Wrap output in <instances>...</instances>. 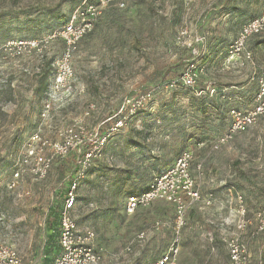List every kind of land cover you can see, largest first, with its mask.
I'll use <instances>...</instances> for the list:
<instances>
[{"label": "rangeland", "instance_id": "1", "mask_svg": "<svg viewBox=\"0 0 264 264\" xmlns=\"http://www.w3.org/2000/svg\"><path fill=\"white\" fill-rule=\"evenodd\" d=\"M121 2L124 7L100 0H0V244L14 246L23 264H54L61 252L58 220L76 156L58 159L46 180L28 174L16 179L30 135L38 131L57 140L77 122L103 131L123 104L150 93L128 131L114 136L92 162L78 192L75 215L80 228L95 232L100 264H154L175 240L173 205L155 202L133 214L125 210L130 186L117 184L115 168L125 167L138 150L119 154L132 130L143 132L161 166L194 151L191 172L200 199L186 212L173 264H231L219 240L228 234L240 235L251 263L261 264L264 234H256V215L264 211V117L219 150L212 142L228 129L231 109L253 107L257 83L251 68L227 70L226 60L242 26L264 15V0ZM91 6L100 14L72 56V84L43 118L40 78L48 74L49 92L66 49L63 39L50 37L76 10ZM29 41L41 42L42 56L19 49V42ZM249 49L264 66V35L252 38ZM191 64L197 66L196 82L187 87L183 75ZM196 96L206 98V113L193 103ZM238 195L248 208L244 234L237 229ZM208 199L211 207L205 205ZM141 232L145 240L138 243Z\"/></svg>", "mask_w": 264, "mask_h": 264}, {"label": "built area", "instance_id": "2", "mask_svg": "<svg viewBox=\"0 0 264 264\" xmlns=\"http://www.w3.org/2000/svg\"><path fill=\"white\" fill-rule=\"evenodd\" d=\"M100 1L103 4L125 6L123 2L118 0ZM193 1L186 0L187 3ZM99 14L100 11L93 6L79 8L72 14L68 23L50 37L51 39H63L66 49L57 64L53 86L46 93L41 114L43 118L50 115L53 105L64 99V93L71 86L74 76L72 56L78 49L81 40L93 29L94 18ZM260 35H264V15L244 24L229 46L226 69L231 70L235 65L241 69L250 67L252 80L257 83V91L253 97V107L250 110L246 112L236 108L230 110V125L225 132L217 136L212 142L213 150L221 149L238 135L246 133L264 117V66L257 63L253 51L249 49L250 40ZM199 41L202 42L203 40ZM9 46H11V43L5 47L8 48ZM18 46L19 49L22 47L29 48V52L34 51L42 56L43 46L41 42H19ZM196 68L195 64H191L184 72L183 81L187 87L195 86L196 81L193 72ZM151 98L150 93H145L123 104L118 112L109 118L110 124L103 131H89L87 126L77 122L61 132L60 139L53 140L36 131L27 140L24 146L25 153L15 169L14 176L16 179L28 174L37 180H46L58 159L71 154L76 156V173L69 180L59 214V246L61 252L55 259L54 264H100L101 256L96 249L95 232L89 228H80L75 215L79 200L78 192L92 162L103 156L110 140L128 128L129 123L147 107ZM202 146V144H199V147ZM193 163L194 151L191 149L185 150L172 168L155 178L146 192L129 196L126 200L125 210L128 214H133L155 202H166L175 208L174 243L154 264H173L174 256L179 251L177 244L180 241L181 231L186 225V212L193 202L200 199V192L195 187V179L191 172ZM201 167L202 164H198V168L201 169ZM12 186H16V183L12 182ZM205 205L211 207L213 205L212 200H206ZM237 210L239 213L237 229L239 233L244 234L250 221L247 217V205L241 195L237 196ZM256 221V234H264V211L257 213ZM145 236L146 232H141L137 236V242H143ZM221 241L228 251L231 264H251L249 248L240 235H223ZM0 264H23V260L14 246L0 244Z\"/></svg>", "mask_w": 264, "mask_h": 264}, {"label": "trees", "instance_id": "3", "mask_svg": "<svg viewBox=\"0 0 264 264\" xmlns=\"http://www.w3.org/2000/svg\"><path fill=\"white\" fill-rule=\"evenodd\" d=\"M118 1L121 2V0H118ZM70 17L67 20L66 24L70 20ZM65 25H63V27ZM256 37H258V36H256ZM40 79H41L40 80V86L37 89V94L40 96H42L44 94L43 96H46L45 94H46V91H47L48 86H49L48 74L46 73ZM196 97L197 98H192L193 103L198 106L201 113H206L207 112V106L204 103L206 101L205 100L206 98L205 99L200 98L201 96H196ZM128 129L129 128H127L123 132L128 131ZM142 135H143V132L132 130V132H130L128 137L125 138L124 144L119 145L120 146V151H119L120 155H122L123 153L126 154L127 150H129V149L130 150L133 148L138 149L135 154L130 155V157L127 160L125 167L118 168V169L115 168V172L117 175L116 176L117 184L120 183V187H122V188H126L127 186H130L129 196L138 195V194H141L143 192H146L150 188L152 183L154 182L155 178L163 175L167 170L170 169V167L172 168L173 164H175L174 162L172 163V161H171V163L168 161V163L166 165L161 166V164H162L161 159L156 157L155 155H152V154H154V149L152 148V146L150 144H148L147 137L142 138ZM200 143H203V142H199V144ZM135 180H137L138 183H136V182L132 183V181H135ZM58 227H59V220H58ZM260 256H261V264H264V245H263Z\"/></svg>", "mask_w": 264, "mask_h": 264}, {"label": "crops", "instance_id": "4", "mask_svg": "<svg viewBox=\"0 0 264 264\" xmlns=\"http://www.w3.org/2000/svg\"><path fill=\"white\" fill-rule=\"evenodd\" d=\"M255 57V56H254ZM230 125V124H229ZM200 144H202L203 146L202 147H199V150H204V152H205V144L204 143H200ZM199 145V144H198ZM204 156V155H203ZM204 157H202L201 159H202V161H204V159H203ZM201 164V163H200ZM66 193V192H65ZM59 235H60V231H59ZM223 235V234H222ZM222 237V236H221ZM221 237H219V240L221 241ZM222 242V241H221ZM58 243H59V239H58ZM222 244H223V242H222ZM224 245V244H223ZM264 245V244H263ZM263 245H262V247H261V249H260V255H261V251H262V248H263ZM225 246V245H224ZM226 248V247H225ZM250 252V251H249ZM164 255V254H163ZM162 255V256H163ZM251 262H252V255H251ZM252 264V263H251Z\"/></svg>", "mask_w": 264, "mask_h": 264}]
</instances>
